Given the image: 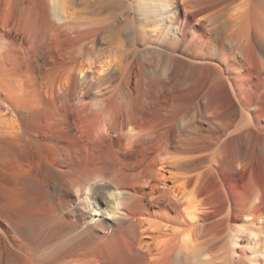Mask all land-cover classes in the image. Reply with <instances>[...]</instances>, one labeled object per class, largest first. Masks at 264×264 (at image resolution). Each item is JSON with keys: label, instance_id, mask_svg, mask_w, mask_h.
I'll use <instances>...</instances> for the list:
<instances>
[{"label": "bare ground", "instance_id": "1", "mask_svg": "<svg viewBox=\"0 0 264 264\" xmlns=\"http://www.w3.org/2000/svg\"><path fill=\"white\" fill-rule=\"evenodd\" d=\"M0 264H264V0H0Z\"/></svg>", "mask_w": 264, "mask_h": 264}]
</instances>
